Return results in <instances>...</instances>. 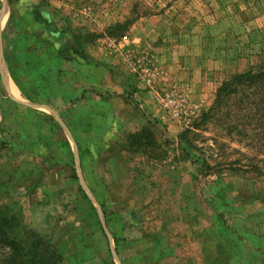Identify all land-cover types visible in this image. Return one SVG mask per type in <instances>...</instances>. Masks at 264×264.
I'll list each match as a JSON object with an SVG mask.
<instances>
[{
	"label": "rangeland",
	"instance_id": "374dc122",
	"mask_svg": "<svg viewBox=\"0 0 264 264\" xmlns=\"http://www.w3.org/2000/svg\"><path fill=\"white\" fill-rule=\"evenodd\" d=\"M261 68L264 0H0V264H264Z\"/></svg>",
	"mask_w": 264,
	"mask_h": 264
},
{
	"label": "trees",
	"instance_id": "16d2710c",
	"mask_svg": "<svg viewBox=\"0 0 264 264\" xmlns=\"http://www.w3.org/2000/svg\"><path fill=\"white\" fill-rule=\"evenodd\" d=\"M210 119L222 123L227 133L236 132L246 139L247 133L253 132L249 141L264 143V69L247 70L223 82L216 90L212 106L200 115L197 124ZM3 224L7 222L1 217L0 243H9L10 258L14 259L18 247L9 241Z\"/></svg>",
	"mask_w": 264,
	"mask_h": 264
},
{
	"label": "bare ground",
	"instance_id": "6f19581e",
	"mask_svg": "<svg viewBox=\"0 0 264 264\" xmlns=\"http://www.w3.org/2000/svg\"><path fill=\"white\" fill-rule=\"evenodd\" d=\"M14 91H15V89H14Z\"/></svg>",
	"mask_w": 264,
	"mask_h": 264
}]
</instances>
